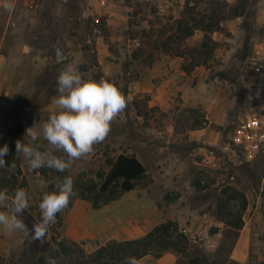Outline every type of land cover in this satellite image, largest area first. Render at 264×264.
<instances>
[{"label":"rangeland","instance_id":"1","mask_svg":"<svg viewBox=\"0 0 264 264\" xmlns=\"http://www.w3.org/2000/svg\"><path fill=\"white\" fill-rule=\"evenodd\" d=\"M12 2L11 12L0 3V147L8 145L4 160L16 167L0 169V190L10 196L17 188L28 192L29 208L20 218L29 236L26 229L12 239L6 258V230L0 226V264H47L49 257L79 264L100 246L122 241L146 217H160L157 209L169 214L167 221L185 223L186 234L179 231L188 248L178 255L180 264H264V0ZM179 20L194 29L182 40H176ZM202 20L219 24L208 33L215 49L206 65L185 73L178 54L202 43L205 32L195 28ZM57 45L68 60L56 61ZM68 64H77L85 78L115 83L127 107L106 139L70 170H29L22 156L16 157V141L30 142L27 129L38 124L39 131L40 121L57 111V77ZM250 116L263 123L255 149L235 140L236 128ZM17 125L23 131L10 136L8 130ZM38 143L47 149L42 135ZM120 153L136 156L146 173L129 192L119 181L103 192ZM65 176L73 178L77 195L57 214L44 243L32 240L42 196L55 191L49 182ZM242 195L245 263L230 260L233 236L218 219L220 208L239 211ZM204 228L217 235L215 251L198 237ZM58 244L64 246L56 251Z\"/></svg>","mask_w":264,"mask_h":264},{"label":"clouds","instance_id":"2","mask_svg":"<svg viewBox=\"0 0 264 264\" xmlns=\"http://www.w3.org/2000/svg\"><path fill=\"white\" fill-rule=\"evenodd\" d=\"M3 8L11 12L14 9L12 0H5ZM59 95L53 98L57 111L49 115L47 121H40L39 128H28L26 137L30 142L16 141V157L27 162L29 170L35 171L43 167L65 172L72 168L73 163L93 153L94 146L103 142L111 131L112 122L126 109L127 99L120 88L113 82L101 79L96 81L89 75L79 71L77 64H68L57 77ZM47 141L46 150H41L38 143L40 136ZM64 155L58 156L55 153ZM9 153L5 144L0 147V169L12 171L14 162L6 164L4 157ZM55 191L45 192L39 203L41 219L33 225L32 240L42 244L47 237L49 226L56 222L59 212L66 209L70 199L77 195L74 190V180L65 176L62 181H50ZM5 211L3 209L9 208ZM29 208V195L24 188H17L8 195V190H0V226L7 232L26 230L20 218L24 210ZM27 234L29 232L27 229ZM59 251V249H56ZM47 264H59L57 259L49 257ZM124 264H140V261L130 256Z\"/></svg>","mask_w":264,"mask_h":264},{"label":"trees","instance_id":"3","mask_svg":"<svg viewBox=\"0 0 264 264\" xmlns=\"http://www.w3.org/2000/svg\"><path fill=\"white\" fill-rule=\"evenodd\" d=\"M200 20V19H199ZM177 38L182 40L193 34L194 29H185L182 21L177 23ZM196 27L200 26L205 32L202 43L191 50L189 53L178 54L184 58L185 62L181 68L185 73L191 72L195 67L206 65L213 55L215 43L208 35L209 32L218 28L219 24H206L204 20L196 22ZM23 131L21 125L14 126L8 130L10 136H16ZM146 173L143 163L134 155L120 153L111 163L110 168L103 180L101 190L107 192L110 187L117 181L120 182V188L123 192H129L135 188V181ZM242 206L239 211L223 213L219 209V221L224 223L227 233L233 236L231 247L240 235V230L244 225L243 212L246 210L247 203L243 195ZM75 245V244H74ZM64 245L58 244V249ZM188 248L187 238L180 233L178 224L173 221H166L154 227L145 236L125 241H112L106 245L100 246L94 252L89 254L85 259H78L79 264H124L125 259L130 256L138 260L146 255L161 257L166 252H172L176 255L185 254ZM64 250V249H63ZM73 252V251H72ZM71 251L67 253L72 254Z\"/></svg>","mask_w":264,"mask_h":264},{"label":"crops","instance_id":"4","mask_svg":"<svg viewBox=\"0 0 264 264\" xmlns=\"http://www.w3.org/2000/svg\"><path fill=\"white\" fill-rule=\"evenodd\" d=\"M5 2V1H4ZM3 0L0 3H4ZM158 214H160V217L154 216L153 218L146 217L143 219V224L138 225L136 230L129 235L122 236L121 240H133L138 239L143 236H145L149 231H151L154 227L158 226L161 223L166 222L167 220L172 219L169 214L165 216L164 211H160L157 209ZM160 212V213H159ZM154 211L148 212V215L150 216ZM157 217V218H156ZM120 226H122V223H118ZM178 227L183 229L185 227L184 222H177ZM144 225V226H143ZM21 231L18 232H7L6 231V258L7 256L12 255V250L14 248V245L12 244V239H16V236H19ZM14 243H17L14 241ZM248 239L245 235L240 234L237 240L235 241V244L231 250L230 254V260L237 261L239 263H245L248 261ZM140 264H180L179 262V256L172 252H166L161 257H155L153 255H146L139 259ZM6 263H8V259H6Z\"/></svg>","mask_w":264,"mask_h":264},{"label":"built area","instance_id":"5","mask_svg":"<svg viewBox=\"0 0 264 264\" xmlns=\"http://www.w3.org/2000/svg\"><path fill=\"white\" fill-rule=\"evenodd\" d=\"M263 130V123L257 116H250L245 121L238 125L235 131V140L248 148L255 149L257 144L253 143L258 132ZM186 234V230H182ZM198 237L203 246L209 251H215L219 241L216 234H212L207 228L198 232Z\"/></svg>","mask_w":264,"mask_h":264},{"label":"water","instance_id":"6","mask_svg":"<svg viewBox=\"0 0 264 264\" xmlns=\"http://www.w3.org/2000/svg\"><path fill=\"white\" fill-rule=\"evenodd\" d=\"M70 55L64 51V49L60 46L57 45L56 47V54H55V59L57 62H62L68 60Z\"/></svg>","mask_w":264,"mask_h":264}]
</instances>
